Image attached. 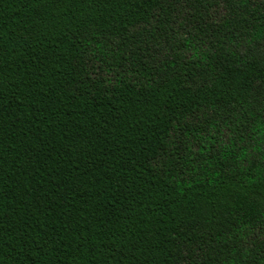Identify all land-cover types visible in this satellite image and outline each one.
I'll use <instances>...</instances> for the list:
<instances>
[{"label": "trees", "instance_id": "16d2710c", "mask_svg": "<svg viewBox=\"0 0 264 264\" xmlns=\"http://www.w3.org/2000/svg\"><path fill=\"white\" fill-rule=\"evenodd\" d=\"M0 264H264V0H0Z\"/></svg>", "mask_w": 264, "mask_h": 264}]
</instances>
